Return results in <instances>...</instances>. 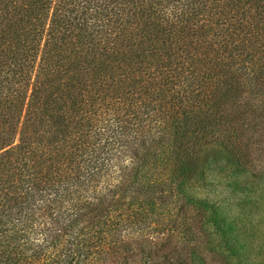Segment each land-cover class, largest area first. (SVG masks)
Returning a JSON list of instances; mask_svg holds the SVG:
<instances>
[{
	"label": "trees",
	"instance_id": "16d2710c",
	"mask_svg": "<svg viewBox=\"0 0 264 264\" xmlns=\"http://www.w3.org/2000/svg\"><path fill=\"white\" fill-rule=\"evenodd\" d=\"M252 174L264 0H0V264H264Z\"/></svg>",
	"mask_w": 264,
	"mask_h": 264
},
{
	"label": "rangeland",
	"instance_id": "374dc122",
	"mask_svg": "<svg viewBox=\"0 0 264 264\" xmlns=\"http://www.w3.org/2000/svg\"><path fill=\"white\" fill-rule=\"evenodd\" d=\"M203 155L209 170L228 167L229 160L218 147H206ZM208 173L212 175V171ZM207 192L211 197L219 192L218 197L227 198L232 206L231 212L236 215V218H241L244 224L249 223L248 226L254 225L255 234L261 235L256 239L255 248L264 244L262 240L264 237V175L252 174L249 177H241L235 186L229 185L225 179L215 180ZM210 264L223 263L211 259Z\"/></svg>",
	"mask_w": 264,
	"mask_h": 264
}]
</instances>
